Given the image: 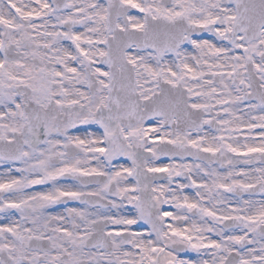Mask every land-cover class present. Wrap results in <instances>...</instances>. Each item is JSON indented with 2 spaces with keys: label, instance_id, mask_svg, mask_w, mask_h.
I'll return each instance as SVG.
<instances>
[{
  "label": "snow or ice",
  "instance_id": "snow-or-ice-1",
  "mask_svg": "<svg viewBox=\"0 0 264 264\" xmlns=\"http://www.w3.org/2000/svg\"><path fill=\"white\" fill-rule=\"evenodd\" d=\"M0 264H264V0H0Z\"/></svg>",
  "mask_w": 264,
  "mask_h": 264
},
{
  "label": "flooded vegetation",
  "instance_id": "flooded-vegetation-1",
  "mask_svg": "<svg viewBox=\"0 0 264 264\" xmlns=\"http://www.w3.org/2000/svg\"><path fill=\"white\" fill-rule=\"evenodd\" d=\"M59 210V209H58Z\"/></svg>",
  "mask_w": 264,
  "mask_h": 264
}]
</instances>
